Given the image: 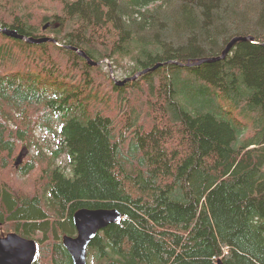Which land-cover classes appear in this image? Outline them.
<instances>
[{
  "label": "trees",
  "instance_id": "16d2710c",
  "mask_svg": "<svg viewBox=\"0 0 264 264\" xmlns=\"http://www.w3.org/2000/svg\"><path fill=\"white\" fill-rule=\"evenodd\" d=\"M20 1L0 0V28L53 39L0 32V225L37 242L33 264H72L59 238L82 207L123 215L87 264H264V0H57L40 22L53 36ZM109 61L158 67L120 85ZM9 168L37 174L31 191Z\"/></svg>",
  "mask_w": 264,
  "mask_h": 264
},
{
  "label": "water",
  "instance_id": "95a60500",
  "mask_svg": "<svg viewBox=\"0 0 264 264\" xmlns=\"http://www.w3.org/2000/svg\"><path fill=\"white\" fill-rule=\"evenodd\" d=\"M0 32L5 35L24 40L29 43H41L53 41L50 37L32 38L19 34L16 30L8 27L0 28ZM240 37L232 38L224 47L218 57L199 58L192 64L223 58L226 51L232 47L233 43ZM78 54L85 57L83 51L78 50ZM90 64H96L87 57ZM188 64V63H187ZM158 66L146 67L131 77H125L122 80H115L117 84L123 85L125 81L134 80L139 75L152 71ZM22 153H19L15 159V166L21 162ZM121 214L116 208H87L77 209L72 215V222L76 229V235L62 236V244L71 257L72 264H87V247L91 240L96 236L99 230L105 228L108 224L121 220ZM37 258V245L33 239L23 237L16 232H8L0 236V264H33ZM216 264H224L221 259H217Z\"/></svg>",
  "mask_w": 264,
  "mask_h": 264
},
{
  "label": "rangeland",
  "instance_id": "374dc122",
  "mask_svg": "<svg viewBox=\"0 0 264 264\" xmlns=\"http://www.w3.org/2000/svg\"><path fill=\"white\" fill-rule=\"evenodd\" d=\"M20 2L23 3L22 9H24L23 10L24 12H20L19 15L27 17L28 21H29V25L36 26V28H37L36 29L37 30L36 34L39 35V36H43V35H45V36H53L52 34H50V33L46 34V31H42L41 30L40 22H41V20H42V18L44 16H46V17L47 16H51L54 13H58L59 14L61 3H59L57 0H21ZM10 19H11V17H8L7 15H5L0 20L9 21ZM10 43H11V39H10ZM55 52L57 53V51H55ZM37 56L39 57V55H37ZM16 61H17V65L12 63L6 69H9L11 71L16 70L18 72H21L22 74H18L19 77H23L24 74L26 73V70H28L26 68V66H25V63L28 65V68L33 67V64L29 60H23V62H22L20 59H18L16 57ZM109 62H110L109 66L105 67L104 70H107V71L109 70V73H110V76H111L113 82H115V80L116 81L117 80H122L124 77H127L126 73L124 75L122 69L120 67L115 66L113 61H109ZM126 63L130 64L128 61H126ZM100 64H104V62H101ZM109 67H111L112 70H110ZM63 68H65L64 65H62L61 67H58L59 70L60 69L63 70ZM30 74L34 75L35 72H32ZM72 74H70V75L72 77H74L75 73H72ZM52 83H54V82H52ZM48 88H49V85L46 87L47 91H48ZM48 112L49 111L45 112L44 115L47 116ZM35 135L37 136L36 137V145L37 146H42L44 148H46L47 146H53V144H54L53 135H51L49 132H47L43 128H38L35 131ZM19 153H22V156H21V162L18 164V166L24 167L23 164H22L23 160H24V157H25V155L27 153H33V149L29 150L25 145H23L20 148L18 154ZM66 162H67V157L64 154L61 155V157H59L57 159V163L58 164H65ZM45 163H46V160L45 159L42 160V164H45ZM7 171L8 172H6L5 175L10 177L14 183H17V184L23 186L25 191H31L32 187L35 184L34 182H35V180L37 178V174L34 173V171H33V173L25 176L24 178L20 177L19 175H14V171L11 168H9ZM0 229L3 231L2 233H4L6 231L4 228H2L1 225H0ZM74 229H75V227H74ZM64 234H66V233H64ZM62 236H63V234L59 238L60 241L62 240L61 239ZM71 236H75V234H73ZM26 238H29V237H26ZM88 264H91V260L90 259H89Z\"/></svg>",
  "mask_w": 264,
  "mask_h": 264
},
{
  "label": "bare ground",
  "instance_id": "6f19581e",
  "mask_svg": "<svg viewBox=\"0 0 264 264\" xmlns=\"http://www.w3.org/2000/svg\"><path fill=\"white\" fill-rule=\"evenodd\" d=\"M234 45V44H233ZM227 54V53H226ZM62 239V238H61ZM62 241V240H61ZM38 253V252H37ZM38 255V254H37Z\"/></svg>",
  "mask_w": 264,
  "mask_h": 264
}]
</instances>
